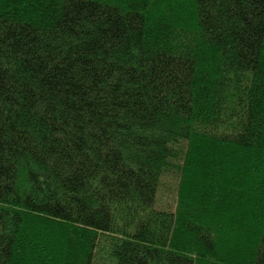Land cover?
<instances>
[{"label":"trees","instance_id":"obj_1","mask_svg":"<svg viewBox=\"0 0 264 264\" xmlns=\"http://www.w3.org/2000/svg\"><path fill=\"white\" fill-rule=\"evenodd\" d=\"M0 264H264V0H0Z\"/></svg>","mask_w":264,"mask_h":264},{"label":"rangeland","instance_id":"obj_2","mask_svg":"<svg viewBox=\"0 0 264 264\" xmlns=\"http://www.w3.org/2000/svg\"><path fill=\"white\" fill-rule=\"evenodd\" d=\"M172 180H170L171 182ZM169 182V183H170ZM175 191V187L174 188H170L168 190V192H166L163 196V201L164 203L166 204V207L164 209L166 210H174V207H173V204H174V198H173V195H170L172 194L173 192Z\"/></svg>","mask_w":264,"mask_h":264}]
</instances>
